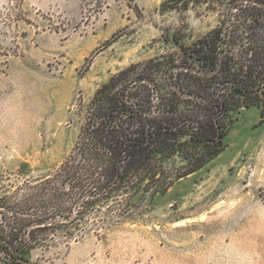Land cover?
Instances as JSON below:
<instances>
[{
    "label": "rangeland",
    "instance_id": "1",
    "mask_svg": "<svg viewBox=\"0 0 264 264\" xmlns=\"http://www.w3.org/2000/svg\"><path fill=\"white\" fill-rule=\"evenodd\" d=\"M166 0H0V197L70 153L95 90L133 62L213 28L204 5ZM233 114L225 149L157 194L143 212L107 214L26 256L33 264H264V122ZM104 215V213L100 214ZM0 264H6L0 257Z\"/></svg>",
    "mask_w": 264,
    "mask_h": 264
},
{
    "label": "trees",
    "instance_id": "2",
    "mask_svg": "<svg viewBox=\"0 0 264 264\" xmlns=\"http://www.w3.org/2000/svg\"><path fill=\"white\" fill-rule=\"evenodd\" d=\"M204 5L218 23L176 49L133 62L92 95L74 145L45 177L0 197V257L26 256L61 231L73 236L107 214L136 215L226 147L233 114L255 107L264 122V0H166ZM257 197L264 206V187ZM104 213V215H100Z\"/></svg>",
    "mask_w": 264,
    "mask_h": 264
}]
</instances>
